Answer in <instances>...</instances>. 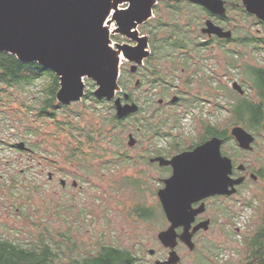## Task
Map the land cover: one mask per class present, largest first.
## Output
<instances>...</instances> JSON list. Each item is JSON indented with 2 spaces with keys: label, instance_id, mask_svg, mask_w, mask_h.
<instances>
[{
  "label": "rangeland",
  "instance_id": "rangeland-1",
  "mask_svg": "<svg viewBox=\"0 0 264 264\" xmlns=\"http://www.w3.org/2000/svg\"><path fill=\"white\" fill-rule=\"evenodd\" d=\"M166 1L176 4L180 0ZM126 6V2H121L117 8L122 9ZM230 6L239 8L234 4ZM197 7L186 0L180 2L178 10H174L167 8L162 0H158L153 7L152 17L138 27L140 34L147 37L149 50L152 51V38L149 31L144 28L146 23L155 19L160 24L155 34L158 39H163L174 33L172 28L174 20L180 25L190 18L195 21L189 23L188 28H183L188 33L185 35L188 43L184 51L170 48V53L163 52L169 57H155L154 53L151 54V58H190L186 66L182 61L171 63L169 59H162L158 66L164 67L161 75L165 76L164 80L168 82L172 77L177 78L178 84L185 82V78L193 80V84L186 87L189 88L188 94L182 90L185 92L182 95L184 98L182 105L165 107L166 109L162 110L167 113L163 115L164 118L170 120L171 124L174 113L182 119L177 127L170 125L162 128L165 135L161 139L156 138L158 142L155 145H153L155 140L145 136L140 130L133 131L138 139L136 144L128 146V133L136 130V126L123 124L124 129H118L122 131L120 133L123 148L121 153L114 155L118 148L109 143L112 135L111 125L104 124L103 120L112 111H109L108 105H105L107 108L105 109L103 105L84 99L85 95L79 101L68 104L70 106L68 113L79 111L77 117L72 112L69 118L75 120L73 121L75 126L84 128L85 131L90 130L94 137H97L94 138L96 143L88 145L84 137L76 135L78 133L72 138L68 132L70 128L62 130L56 124L68 118L64 115L67 111L59 112L57 121L40 118L37 114L36 109L39 105L35 103L33 94L44 84L43 80L37 81L31 90L25 93L12 90L18 98L28 102L27 106L34 104L35 108L23 109L17 100L8 102L4 99L0 103L1 238L26 246L40 243L41 238H46L53 243L62 242L66 246L64 236L68 234L75 243L68 244L74 256H90L99 244H107L131 250L139 259L137 264H154L155 261L164 262L168 259L169 249L162 246L157 237L158 233L168 226L167 220L160 215L161 212L157 211L156 222L139 221L127 214L129 208L137 202H144L147 205L157 203L154 192L158 171H152L146 166V157L149 152L161 151L167 155L175 153L170 150V146L176 143L174 140L178 142L180 150L194 145L205 132V126L209 124L219 130L227 129L228 132L234 126L243 127L241 124H234L231 114L230 102L239 95L232 88V83L237 82L242 86L244 93L239 96L246 95L249 99L258 101L255 92L248 88L249 83L242 76L241 69L245 63L264 65V52L254 51L252 45L244 48L242 44L231 42L226 46H220L217 42L209 40L208 36L200 31L204 20L209 17ZM241 13L240 10L227 9L225 15L230 21H227L228 23L215 21L232 30L237 38L245 36L257 40L263 38L264 27L254 22L252 18L244 20ZM111 24L114 26L111 39L115 44L131 42L122 34L114 33L115 22L110 20L107 27ZM234 28L239 30L234 31ZM195 42L205 46L200 53L191 48ZM227 51L243 54L238 58L240 60L235 68L228 65ZM155 65L153 61V66ZM183 67L187 69L183 71ZM159 68L157 71L160 72ZM128 70L129 63L124 61L119 81L125 84V90L122 85L121 89L134 94L133 97L140 105L144 103L145 96L156 102L160 97L156 93L161 85L156 84L157 87L153 88L152 84L144 80L142 90L136 91L135 80H130ZM141 75L144 76V71ZM147 77L153 78L150 75ZM84 82V94L88 89L95 90L96 85L91 88L92 80L85 78ZM232 92L235 94L232 95ZM172 96L173 93H170L167 100ZM194 96L201 97L198 100L199 107L189 109L186 102ZM153 108L158 109V106L153 105ZM114 111L116 113V109ZM146 116V111H143L137 116V120ZM249 132L255 136L254 148L251 151L239 148L233 138L222 150L236 159L235 162L246 163L253 170H261L264 173V128L257 132ZM98 134H101L100 138ZM20 142H24L30 151L13 147L14 143ZM79 142H82L79 146L80 152L83 153L82 158L91 153L95 157L93 159L87 157L88 169H84L83 162L80 163L71 157L70 148H75ZM97 144L110 151L100 153ZM126 152L130 154L131 160L129 159L126 164L119 163L121 160L118 156ZM49 174L53 176L51 179ZM11 177H18V192L13 195L7 187L12 180ZM125 177L136 178L146 186L149 184L150 189L135 194L131 188L122 186ZM223 208L228 209L229 218L224 217ZM209 211L210 215L220 216L214 220L208 231L200 232L195 238L197 247L194 250L190 251L185 244L177 246L178 255L185 264H246L247 243L264 218V178L257 181L248 180L238 193L229 198L212 200Z\"/></svg>",
  "mask_w": 264,
  "mask_h": 264
},
{
  "label": "water",
  "instance_id": "water-1",
  "mask_svg": "<svg viewBox=\"0 0 264 264\" xmlns=\"http://www.w3.org/2000/svg\"><path fill=\"white\" fill-rule=\"evenodd\" d=\"M206 8L213 14H226L225 0H187ZM126 2V8H117ZM158 0H0V52L14 55L18 60L34 62L51 70L59 80L56 100L62 105L79 101L85 92L84 79L92 80L97 99L113 101L116 115L126 117L137 112L135 103L122 104L121 96L128 94L119 85L123 61L141 63L149 54L148 39L138 27L153 15ZM240 6L264 26V0H241ZM116 24L114 33L136 42L135 46L115 44L107 22ZM202 33L219 39H230L231 30L219 27L211 20L205 22ZM114 44V45H113ZM120 55V56H119ZM134 68V67H133ZM232 88L242 95L237 82ZM175 101V98L172 100ZM264 111V110H263ZM230 135L242 150H252L254 136L242 126H234ZM135 143L129 134V146ZM222 140L216 136L190 151L181 152L171 159L156 157L161 166L172 167V174L163 180L165 187L158 198L169 223L157 235L162 246L169 249L168 259L155 264H178V242L189 250L194 248L193 234L203 228L202 222L190 231L194 217L203 210L192 208V203L209 196H230L244 178L230 177L233 165L229 157L221 154ZM25 148L24 143L18 144ZM243 166L240 165L239 168ZM181 228L182 232L177 233ZM153 253V251H151Z\"/></svg>",
  "mask_w": 264,
  "mask_h": 264
},
{
  "label": "trees",
  "instance_id": "trees-1",
  "mask_svg": "<svg viewBox=\"0 0 264 264\" xmlns=\"http://www.w3.org/2000/svg\"><path fill=\"white\" fill-rule=\"evenodd\" d=\"M183 1L186 0H180L176 4H171L166 0H162V2L164 3V5H166L167 8H171L174 10H178L180 2ZM225 1L232 4H237L239 2V0ZM198 7H200L202 10L204 9L205 13L209 17H214L215 20L218 22L220 21L228 23L227 21H230V18L227 15L218 16L211 13L204 7ZM227 9L240 10V12H242V18L244 20L252 18L254 22H257L258 24L263 26V24L258 19L246 13L241 7L236 8L233 6H228ZM174 12L180 13V11ZM189 23H195V21L190 18L187 19L185 23L180 25L177 20H174L172 24L174 33H172L171 36L165 37L163 39H158L155 34L157 31L156 28L160 26V24L155 19L146 23L144 28L149 31L150 36L152 38L151 48L152 53H154V56L169 57L165 53L169 51L170 48H172L173 50H184L185 48H187L188 38H186L187 36L185 37V35L188 33L183 30V28H188L187 25ZM237 30H239V28H234V31ZM211 41L217 42V44H219L220 46H226V44H230L231 42L242 44L244 48L247 45H252L254 51L262 50L264 52V37L258 40L251 36L237 38L234 35V32L232 31V37L230 39H218L214 37ZM204 47V44L195 42V44H193L191 48H193V50L195 49L198 53H200L201 49ZM164 51L165 53H163ZM170 52L171 51H169V53ZM227 54L229 55L228 65L231 68H235L240 60L238 58L243 56V54L237 51H227ZM159 74V71L152 67L151 75L158 76ZM241 74L249 83L248 88L251 91L255 92L258 101H253L249 99L246 95H237L236 99H233V101L230 102L231 114L235 121V125L241 124L243 125V128H245L248 132H257L259 129L264 128V65L257 66L245 63L242 66ZM39 80H43L44 84L40 85L38 92L33 94L35 103L39 105L38 109H36L39 117L57 121L59 112L63 110L67 111L66 114L64 113V115H67L68 118H66L65 120H61V122H56L57 126H59V128H61L62 130H67V128H70L71 130L69 129L68 132L72 138H75L76 135L82 136L85 138V141L90 146H92V143H96V140L94 138L97 137H94L93 133L90 132V130L85 131L84 128L75 126L73 124V121L75 120L69 118L73 111L68 113V111H70V106L62 105L57 102L56 93L59 89V80L51 70L44 68L43 66L34 62L20 61L12 54L0 52V103L4 99H6V101L8 102L17 100L23 109L31 110V107L35 108L34 106L36 105L34 104L33 106H27L28 102L26 100L18 98L12 90L15 89L20 93H25L27 91H30L31 87L34 86ZM163 80L164 78L160 76L155 79V81ZM119 84L120 86L122 85L125 90V84L123 85V82L121 84V80L119 81ZM93 85H95V83L92 82L91 88L94 87ZM127 94H129L130 99H132V94L130 92H127ZM234 94L235 92H232V95ZM84 97V99H89L95 102L97 105H103L105 109H107L105 105L109 106V111L111 110L112 112L103 120L105 122L104 124L111 125L110 131L112 135H110L109 143L117 147L118 151H121L123 148L121 138L122 133H120L122 131L118 130L124 129L123 124H132L133 126L135 125L136 130L132 131L142 130L144 134L147 133L146 131L148 130L149 118H147L146 116L138 121L137 116L142 114L143 111H147V109L153 108V105H151L154 103L152 98L145 96L144 103L142 104V106H139V112H137L136 114L119 118L117 117L114 111L115 106L113 104V101L95 98L92 89H88ZM73 113L75 114V117H77L79 111ZM156 132L159 134L160 137H163L165 135L161 128L156 129ZM75 133L78 134L75 135ZM211 136H217L219 138L223 137L225 141L230 139L227 129L219 130L216 127L210 125L205 128L204 136H201L199 141L194 145L190 146L189 148L201 144ZM100 137L101 134H98V138ZM80 145H82V142H79V144L75 148H70L71 157L76 158L80 163L83 162L84 169H88V163L86 162L87 157H90L92 159L95 157L93 153L89 152L91 154H86V157L82 158L81 155H83V153L82 151L80 152ZM176 145L178 146L179 144L176 143ZM97 148L99 149L100 153L101 151L104 153L110 151L106 148H101V146L98 144ZM114 155H118L117 152H114ZM129 155L130 154H128V152L119 155L118 158L119 160H121L119 163H128V160L130 159ZM122 183V186L126 188H131L135 194L139 192L143 193L147 189H150L149 184H147V186L145 183L141 184L138 179L132 177H125ZM15 192H18V190H10L11 195H13ZM157 211L161 212L160 215L163 219H165V216L161 211L160 204L158 202L156 203V205H147L144 202H137L129 208L127 214L129 217L135 218L139 221L153 222L155 221V219H157ZM262 219L263 221L261 225L256 228L254 234L251 235L249 242L247 243L248 262L246 264H264V218ZM64 237L66 240L65 242L67 244L66 246L62 242L53 243V241L51 242L46 238H41L40 243H34L31 246H26L15 241L13 242L9 239L6 240L0 237V264H137L139 260L138 257L134 255L131 250L107 244H99L94 250L93 254L90 256H74L73 254H71L72 249L70 245H74L75 243H73L72 238L68 234H65Z\"/></svg>",
  "mask_w": 264,
  "mask_h": 264
},
{
  "label": "flooded vegetation",
  "instance_id": "flooded-vegetation-1",
  "mask_svg": "<svg viewBox=\"0 0 264 264\" xmlns=\"http://www.w3.org/2000/svg\"><path fill=\"white\" fill-rule=\"evenodd\" d=\"M230 5H232V4H230L229 2H228V5L226 6V10H227V7L228 6H230ZM234 5H236L237 7H241L240 6V3H237V4H234ZM197 8H200V7H197ZM203 8V7H202ZM242 8V7H241ZM200 10H202L201 8H200ZM203 12L205 13V11H204V9H203ZM206 14V13H205ZM216 15V14H215ZM219 16V15H218ZM223 16H225V15H223ZM209 17V16H208ZM207 20H211L213 23H215L216 25H218L219 27H222L223 29H225V30H229V29H226V27H224V26H221V25H219V24H217L216 23V21H215V18L214 17H209V18H207V19H205L204 20V24L203 25H201V27H200V31L202 30V28L205 26V22L207 21ZM264 27V26H263ZM202 32V31H201ZM140 33V32H139ZM207 35V34H206ZM208 36V35H207ZM214 37H216V36H214V35H212V36H208V38H209V40H213V38ZM216 38H218V37H216ZM127 39V38H126ZM219 39V38H218ZM129 40V39H128ZM131 41V40H130ZM131 42H133V43H131ZM131 42H123V43H119V44H128V45H131V46H135L136 45V42H134V41H131ZM209 42V41H208ZM148 46H149V42H148ZM148 49H149V47H148ZM152 49V48H151ZM179 50H183V49H179ZM184 51V50H183ZM151 54H152V51L151 50H149V54H148V56L146 57V58H143L142 59V61H141V63H139V64H136V63H134V62H131V61H127L128 63H129V70H128V75L131 77V79L130 80H135V82H134V90H136V91H141L142 90V87L144 86V80H146V81H148L150 84H152V87L153 88H155V87H157V85L156 84H160L161 86H159V91L156 93L158 96H160L159 97V99L156 101V102H154L153 104H151V105H155V106H158V109H156V108H150V109H147V111H146V113H147V118H149V124H148V130L146 131L147 133H145L144 135L145 136H148L149 138H153L154 140H155V142H154V144L153 145H155L158 141L156 140V138L157 139H161V137L159 136V134L156 132V129H158V128H164V127H167V126H175V127H177L178 126V123H179V121L182 119H180L179 118V116L178 115H175V113L174 114H172V117L174 118V120H173V123L171 124L170 122V120H168L167 118H164V116L163 115H166L167 113H165L164 111H162V110H165L166 108L165 107H167V108H170V107H172V106H176V105H182V102H183V100H184V98H183V94H185V92H183L182 90H185L186 92H187V94H188V91H189V88H186V87H189L190 86V84L192 83L193 84V80L191 79V78H185L184 80H185V82L183 81V82H181V84H178V80H177V78H175V77H172L171 79H170V81L168 82V80L166 81V80H163V81H155V79H157V77L156 76H152L151 75V73H152V67H154L156 70H158V68H159V66H158V63L160 62V61H162V59L163 60H165V59H169L170 60V62L171 63H176V62H178V61H182L183 62V65L184 66H186L187 64H188V61L190 60V58H151ZM174 59H176L175 61H174ZM153 61H155V63H156V65L155 66H153ZM146 62V63H145ZM123 63H124V61H123ZM122 63V64H123ZM134 67V68H133ZM173 69H175V68H173ZM185 69H187V67H183V71H185ZM159 70H160V74L158 75V76H160V77H162V78H165V76H163V75H161V73H162V71H164V67H160L159 68ZM144 71V76H142L141 75V73ZM122 75V73L120 74V76ZM148 75H150L151 77H153V78H148L147 76ZM166 79V78H165ZM153 80H154V82H153ZM180 88V89H179ZM198 89H199V87H198ZM131 93V92H130ZM170 93H173V96H172V98L171 99H168L167 100V98H168V96L170 95ZM132 94V93H131ZM134 96V94H132V99H130V97H129V94H128V99L127 100H125L123 97H121V102H122V104H126V103H135L137 106H138V110H137V112H139V106H140V104L135 100V98L133 97ZM175 98V101L173 102L172 100ZM201 97H192V98H189L188 100H187V102H186V105H187V107L189 108V109H195V108H198L199 107V104H198V100L200 99ZM179 102H181V103H179ZM186 105L184 104V106L186 107ZM142 106V105H141ZM164 108V109H163ZM155 111H157V112H155ZM167 111V110H166ZM137 112H135V113H133V114H136ZM154 112V113H153ZM133 114H130L129 116H131V115H133ZM208 126H210V124L209 125H206L205 126V128L206 127H208ZM214 127V126H213ZM138 131H140V130H138ZM129 134H131L133 137H134V139H135V143H134V145L136 144V142L138 141V139L135 137L136 136V134H135V132H130V133H128V141H129ZM157 134V135H156ZM204 134H205V132L202 134V136H204ZM228 135L230 136V139H228L227 141H225V139L222 137H220V139L222 140V145H221V154L223 155V156H226V157H229L231 160H232V165H233V170H232V173H231V175H230V177L232 178V179H237V178H244L243 179V181L240 183V184H238V185H236L235 186V188H236V192L234 193V194H236V193H238L239 192V190H240V188L242 187V186H244L246 183H247V181L248 180H252V181H257V180H259V179H262V178H264L263 176H264V173L260 170H253L248 164H246V163H241V162H235V160L236 159H233V158H231L230 156H228L226 153H224V151L222 150V148H223V146H225L226 144H228L231 140H232V136L230 135V132H228ZM254 136V135H253ZM212 137H214V136H211L210 138H212ZM217 137V136H216ZM210 138H208V139H210ZM219 138V137H218ZM254 138H255V136H254ZM208 139H206L205 141H207ZM234 139V138H233ZM235 140V139H234ZM176 143H178L176 140H174ZM204 141V142H205ZM254 141H255V139H254ZM21 143V142H20ZM22 143H24V142H22ZM176 143L174 144H172L171 146H170V150H173V151H175V153H173V154H171V155H167V154H165V153H162L161 151L159 152V153H156V152H149L148 153V156L146 157V160H147V162H146V166L147 167H149L152 171H155V172H157V176H156V178H155V185H156V189H155V197L157 198V202L160 204V201H159V198H158V191L160 190V189H162V188H164L165 187V183L163 182V180H165V179H168L170 176H171V174H172V167L171 166H169V165H164V166H161L160 164H159V162L158 161H155V162H153L152 161V159H154V158H156V157H163L164 159H171L173 156H175V155H177V154H179V153H181V152H184V151H190V150H192V149H194L196 146H198V145H200V144H198V145H196V146H194V147H192V148H186V149H181L180 150V147H179V145L177 146L176 145ZM203 143V142H202ZM201 143V144H202ZM254 143V142H253ZM252 143V146H254V144ZM19 144V143H18ZM18 144L17 143H14L13 144V147L14 148H17L18 147ZM24 145H25V143H24ZM133 145V146H134ZM129 146V145H128ZM19 148V147H18ZM254 148V147H253ZM21 150H26L27 152L28 151H30L29 150V148H27L26 146H25V148H20ZM172 151V152H173ZM245 151H251V150H245ZM117 154H119V153H121L120 151H118V149H117ZM124 154V153H123ZM122 155V154H121ZM240 165H242L243 167L242 168H239V166ZM22 173V172H21ZM13 177V176H12ZM11 177V182H10V184H9V186H7L8 187V190L10 191H12V190H14V191H16V190H18V177H15V178H12ZM53 177V176H52ZM51 177V174H49V179H51L52 178ZM14 194H17V192H15ZM233 194V195H234ZM232 196V195H231ZM231 196H226V195H215V196H209V197H206V198H204V199H202V200H200V201H197V202H195V203H192V208L193 209H198L199 207H200V205L201 204H203L204 205V207H203V210L201 211V212H199L195 217H194V221L192 222V224H191V227H190V231L193 229V227H195L196 225H198V224H200V223H202V222H207V227H206V229H203V228H201V229H199V230H197L194 234H193V236H192V242L194 243V248L192 249V250H194L197 246H196V242L194 241L195 240V238L200 234V232H205V231H208L210 228H211V226L214 224V220L215 219H217L218 218V216H220V214L219 215H214V214H212V215H210V211H209V209H210V206H211V202H212V200H215V199H226V198H229V197H231ZM160 208H161V211L163 212V210H162V207H161V204H160ZM18 210V209H17ZM222 213H223V215H224V217L226 216L227 218H229L228 217V209L227 208H223V210H222ZM164 214V213H163ZM222 215V216H223ZM165 216V215H164ZM166 219V218H165ZM168 227V226H167ZM166 227V228H167ZM177 233H180V232H182V229L181 228H178L177 230ZM236 234H238V233H236ZM180 244H182V245H184L182 242H178V244H177V246H179ZM177 246H176V248H177ZM176 248H175V250H176ZM192 250H190V251H192ZM176 253H177V255H178V252L176 251ZM179 256V255H178ZM156 262V261H155ZM155 262H154V264H155ZM160 262H162V261H160ZM178 264H185L184 262H183V260H182V257H180L179 256V262H178Z\"/></svg>",
  "mask_w": 264,
  "mask_h": 264
},
{
  "label": "bare ground",
  "instance_id": "bare-ground-1",
  "mask_svg": "<svg viewBox=\"0 0 264 264\" xmlns=\"http://www.w3.org/2000/svg\"><path fill=\"white\" fill-rule=\"evenodd\" d=\"M106 26H107V25H106ZM108 29H109L110 32H112V31L114 30V26L111 24V25L108 26ZM119 56H120V55H119ZM168 225H169V223H168Z\"/></svg>",
  "mask_w": 264,
  "mask_h": 264
}]
</instances>
